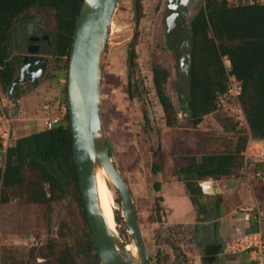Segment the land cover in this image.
Segmentation results:
<instances>
[{"label": "rangeland", "instance_id": "1", "mask_svg": "<svg viewBox=\"0 0 264 264\" xmlns=\"http://www.w3.org/2000/svg\"><path fill=\"white\" fill-rule=\"evenodd\" d=\"M203 3L204 0L194 3L185 17L187 23ZM168 18L167 0H138L137 16L133 0L117 2L109 28L101 81V111L108 151L132 195L152 264H157V252L164 258L160 264H193L196 255H200L198 262L201 264L200 260L211 254L208 248L212 245L211 239L213 244L219 245L220 254L215 261L204 264H248L243 252L224 254V249L232 239L242 236L248 226L254 228L242 219V208L259 209L264 213L263 174L253 176L252 172L243 170L235 177L212 178L217 193L197 195L195 200L203 205L199 214L194 207V198L182 194L186 190L184 184L165 183L159 192L163 202L155 200L153 183L177 179L176 169L187 163V157L224 152L233 148L236 141L210 116L199 127L188 118V111L179 96V53L169 45L166 36ZM51 25L52 18L46 13L31 9L16 23V48L24 49L23 37L38 30L43 39V51H50ZM131 42L135 51L134 65H128ZM50 59V69L40 78L36 88H29L23 82L26 94L21 95L20 100L12 99L0 89V100H3L0 116L9 119L10 144L20 135L43 129V117L57 114L61 106L65 107L62 83L65 70H58L54 60ZM154 65L164 66L170 72L165 87L177 114L174 126L166 124L154 90ZM226 113L239 116L237 111L229 108ZM153 162L161 165L156 174L151 172ZM108 182L113 196V205L109 203L113 221L115 216L118 217L113 231L131 246L120 195ZM103 203L108 204L107 200ZM215 213L218 217L214 221L199 223L203 217L209 219ZM83 225L81 208L72 194L49 205L29 202L24 195H11L7 203L0 202L2 264H57V249L62 245H75L81 238ZM262 231L264 234V222ZM32 236L38 239L37 245L31 244ZM129 251L135 254V251ZM75 263L88 264L80 255H76Z\"/></svg>", "mask_w": 264, "mask_h": 264}, {"label": "trees", "instance_id": "2", "mask_svg": "<svg viewBox=\"0 0 264 264\" xmlns=\"http://www.w3.org/2000/svg\"><path fill=\"white\" fill-rule=\"evenodd\" d=\"M82 2L0 0V89L10 95L13 80L18 76L24 51L16 48L14 31L17 21L27 16L31 9L42 10L52 18L49 30L52 46L45 72L50 69V58L58 70H65L62 81L65 115L52 127L20 136L13 144H9L4 165L0 167L1 203H7L10 196L16 194L24 195L29 202L46 205L69 194L76 199L84 218L82 235L75 245H62L57 249V264H76V255L82 256L88 264H101L80 192L67 109V69L75 21ZM188 25L191 64L188 95L182 97L184 109L188 111V118L194 126L203 125L210 116L224 132L231 133L236 141L233 148L224 152L206 153L198 158L187 157V163L176 169L177 180L186 187L192 180L238 176L247 166L252 175L256 171L264 175V161L250 158L245 161L242 155L249 139H264V4L204 0L203 5L189 19ZM168 43L174 48L169 40ZM224 56L231 62V73L242 85L238 98L241 114L238 117L227 114L226 105L218 101L219 96H226ZM128 58L131 65H134L133 42L130 43ZM169 75V70L164 66L152 67V82L166 124L174 126L177 114L165 87ZM40 78L34 83L23 82L33 89L38 86ZM23 82L16 85L10 95L12 99L19 100L21 95L26 94ZM160 170L161 165L153 162L151 172L156 174ZM153 189L159 192L161 182L155 181ZM186 193L190 195L187 190ZM190 196L194 198V207L199 214L203 205L195 200L197 195ZM155 200L158 202L163 199L157 195ZM216 214L209 219H216ZM209 219L203 217L201 220ZM115 220L118 222V217L115 216ZM208 248L211 254L203 257L201 264L205 261L211 263L218 256L219 245L212 244ZM156 260L157 264L164 260L160 252H157Z\"/></svg>", "mask_w": 264, "mask_h": 264}, {"label": "water", "instance_id": "3", "mask_svg": "<svg viewBox=\"0 0 264 264\" xmlns=\"http://www.w3.org/2000/svg\"><path fill=\"white\" fill-rule=\"evenodd\" d=\"M118 0H83L75 21L67 69V109L72 138L73 155L77 168L80 192L94 244L101 264H152L128 185L111 160L104 132L101 111V81L107 51L109 28ZM169 0L168 8H174ZM138 0H133L137 16ZM167 39L179 53V96L188 95L191 64L190 29L187 22L167 23ZM51 51V50H50ZM50 51L40 50L39 43L22 52L18 76L13 80L9 94L18 83H34L44 75ZM128 65L130 59L128 58ZM26 74L29 75L26 78ZM103 168L108 180L118 191L122 215L135 246V254L106 222L100 207L96 174ZM190 195L217 193L213 179L192 180L186 186ZM116 221V220H115Z\"/></svg>", "mask_w": 264, "mask_h": 264}, {"label": "built area", "instance_id": "4", "mask_svg": "<svg viewBox=\"0 0 264 264\" xmlns=\"http://www.w3.org/2000/svg\"><path fill=\"white\" fill-rule=\"evenodd\" d=\"M229 3L247 2V3H260L264 4V0H226ZM223 62L227 74V84H226V96H219L218 101L222 105H226L231 111H237L241 114V108L238 102V98L242 92L241 81L231 73V62L227 56L223 57ZM228 100L231 102L228 103ZM66 106H61L57 114L43 117L44 128H50L53 125L59 123L62 117L65 115ZM4 118V116H0ZM9 131H0V167L4 165L6 148L9 145ZM245 161L247 159H254L258 161H264V139H249L245 149L242 151ZM248 170V166L244 168ZM253 176H262V172L256 171ZM242 219L249 222L254 226L250 228L248 226L247 230L240 237L232 239L227 243L224 249V254H229L232 252H243L246 257L248 264H264V234L262 231V224L264 222V213L259 209H253L250 207L241 209ZM32 245L38 244V239L32 236L30 239ZM196 260L193 264H199L198 260L200 255H196ZM1 235H0V264H1Z\"/></svg>", "mask_w": 264, "mask_h": 264}, {"label": "flooded vegetation", "instance_id": "5", "mask_svg": "<svg viewBox=\"0 0 264 264\" xmlns=\"http://www.w3.org/2000/svg\"><path fill=\"white\" fill-rule=\"evenodd\" d=\"M197 0H172V4L174 5V8H168L169 0H167V9L169 10V21L175 20L178 22H186L185 17L189 14L190 8L194 5V3ZM36 43H39L40 50L42 49V43L43 39L41 35H39V31L32 30L30 34H26V36L23 37V51H26L28 47L31 45H35ZM21 49V48H20ZM26 78L29 77L28 74L25 75ZM26 81V79H25ZM213 239H211L212 241ZM214 241V240H213ZM210 242V241H209Z\"/></svg>", "mask_w": 264, "mask_h": 264}, {"label": "bare ground", "instance_id": "6", "mask_svg": "<svg viewBox=\"0 0 264 264\" xmlns=\"http://www.w3.org/2000/svg\"><path fill=\"white\" fill-rule=\"evenodd\" d=\"M96 182H97V193H98L101 210L103 212L107 224L113 230L115 224L111 215V208H109V203L113 205V196H112L111 188L110 189L108 188L109 182L103 168L97 170ZM105 200H107L108 204L103 203V201ZM127 249L135 251L134 244L131 246H127Z\"/></svg>", "mask_w": 264, "mask_h": 264}, {"label": "crops", "instance_id": "7", "mask_svg": "<svg viewBox=\"0 0 264 264\" xmlns=\"http://www.w3.org/2000/svg\"><path fill=\"white\" fill-rule=\"evenodd\" d=\"M20 100V99H19ZM3 102V100L1 101L0 100V103H2ZM15 104H17V103H15ZM4 116V118H0V120L2 119V122H3V124L2 125H0V130L2 131V130H8L9 129V127H8V122H9V119L7 118V117H5V115H3ZM23 135H26V134H23ZM20 136H22V135H20ZM19 136V137H20ZM165 183H167V184H173V183H177V186H180L181 184H183L181 181H179V180H177V179H171L170 181H162L161 182V189H163L164 188V185H165ZM160 189V190H161ZM160 192V191H159ZM159 192H156L155 193V195L157 196V195H160L159 194ZM181 193V192H180ZM186 193V190L184 189V191H183V193L182 194H185ZM187 194V193H186ZM162 196V195H161ZM183 196V195H182ZM205 196V195H204ZM162 199H163V196H162ZM162 202H163V200H162ZM163 210H164V207H163ZM196 219V218H195ZM217 219V218H216ZM215 219H209V220H200L199 221V223H201V224H206V222L208 223L209 221H214ZM210 244L212 243H215L213 240L212 241H210L209 242ZM220 254V253H219ZM218 254V255H219Z\"/></svg>", "mask_w": 264, "mask_h": 264}]
</instances>
